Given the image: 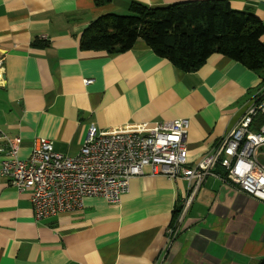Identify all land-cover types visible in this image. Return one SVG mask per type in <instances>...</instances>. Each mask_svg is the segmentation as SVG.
I'll list each match as a JSON object with an SVG mask.
<instances>
[{
    "label": "crops",
    "instance_id": "0c3cea01",
    "mask_svg": "<svg viewBox=\"0 0 264 264\" xmlns=\"http://www.w3.org/2000/svg\"><path fill=\"white\" fill-rule=\"evenodd\" d=\"M189 0H0V145L20 138L25 159L39 138L74 156L89 125L114 129L188 118L193 165L244 114L261 75L214 54L196 71L158 56L144 40L125 52L82 50L96 17ZM264 22V0H229ZM46 35L47 39H41ZM264 43V34L262 35ZM90 79L89 83H85ZM5 154L0 153L1 159ZM134 177L120 201L85 196L83 206L37 220L30 191L0 176V264H260L264 201L208 176ZM221 170V168H218ZM179 233L167 230L179 216Z\"/></svg>",
    "mask_w": 264,
    "mask_h": 264
},
{
    "label": "built area",
    "instance_id": "2783aa9c",
    "mask_svg": "<svg viewBox=\"0 0 264 264\" xmlns=\"http://www.w3.org/2000/svg\"><path fill=\"white\" fill-rule=\"evenodd\" d=\"M188 128V118L109 130L92 124L74 156L56 151L50 139L39 138L29 157L22 159L17 155L21 139H9L7 147L0 145V153L5 154L0 176L18 191H30L37 220L79 209L85 196L118 202L129 191L131 180L146 174V167L150 174L185 178L196 186L214 176L264 201V82L244 114L193 165L188 162ZM182 215L168 227L171 242L179 233Z\"/></svg>",
    "mask_w": 264,
    "mask_h": 264
},
{
    "label": "trees",
    "instance_id": "16d2710c",
    "mask_svg": "<svg viewBox=\"0 0 264 264\" xmlns=\"http://www.w3.org/2000/svg\"><path fill=\"white\" fill-rule=\"evenodd\" d=\"M111 0H94L102 5ZM264 22L229 0H189L149 6L132 1L127 14L105 13L83 30L82 50L120 53L144 40L160 57L184 71H196L214 54L259 72L264 82Z\"/></svg>",
    "mask_w": 264,
    "mask_h": 264
},
{
    "label": "water",
    "instance_id": "95a60500",
    "mask_svg": "<svg viewBox=\"0 0 264 264\" xmlns=\"http://www.w3.org/2000/svg\"><path fill=\"white\" fill-rule=\"evenodd\" d=\"M260 264H264V259L260 262Z\"/></svg>",
    "mask_w": 264,
    "mask_h": 264
},
{
    "label": "rangeland",
    "instance_id": "374dc122",
    "mask_svg": "<svg viewBox=\"0 0 264 264\" xmlns=\"http://www.w3.org/2000/svg\"><path fill=\"white\" fill-rule=\"evenodd\" d=\"M128 13V12H127ZM127 13H124V14H127ZM119 14V13H118Z\"/></svg>",
    "mask_w": 264,
    "mask_h": 264
}]
</instances>
